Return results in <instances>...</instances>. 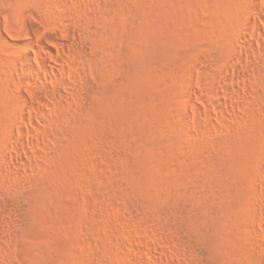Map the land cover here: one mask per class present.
Listing matches in <instances>:
<instances>
[{"label": "rangeland", "instance_id": "374dc122", "mask_svg": "<svg viewBox=\"0 0 264 264\" xmlns=\"http://www.w3.org/2000/svg\"><path fill=\"white\" fill-rule=\"evenodd\" d=\"M0 264H264V0H0Z\"/></svg>", "mask_w": 264, "mask_h": 264}]
</instances>
